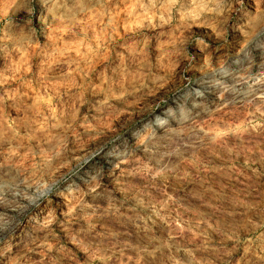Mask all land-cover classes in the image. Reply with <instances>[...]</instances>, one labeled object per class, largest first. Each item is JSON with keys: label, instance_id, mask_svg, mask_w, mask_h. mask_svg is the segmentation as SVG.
I'll return each instance as SVG.
<instances>
[{"label": "rangeland", "instance_id": "1", "mask_svg": "<svg viewBox=\"0 0 264 264\" xmlns=\"http://www.w3.org/2000/svg\"><path fill=\"white\" fill-rule=\"evenodd\" d=\"M0 264H264V0H0Z\"/></svg>", "mask_w": 264, "mask_h": 264}, {"label": "bare ground", "instance_id": "2", "mask_svg": "<svg viewBox=\"0 0 264 264\" xmlns=\"http://www.w3.org/2000/svg\"><path fill=\"white\" fill-rule=\"evenodd\" d=\"M213 76V75H212ZM234 81V80H233ZM166 114V113H165ZM168 114V113H167ZM167 129V128H166ZM12 188H14V187H12ZM19 189V188H18ZM15 190V189H14Z\"/></svg>", "mask_w": 264, "mask_h": 264}]
</instances>
